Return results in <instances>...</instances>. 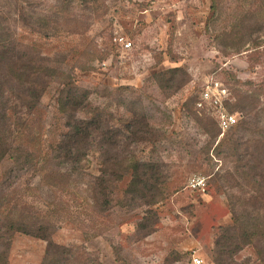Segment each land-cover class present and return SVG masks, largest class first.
<instances>
[{
	"label": "rangeland",
	"instance_id": "1",
	"mask_svg": "<svg viewBox=\"0 0 264 264\" xmlns=\"http://www.w3.org/2000/svg\"><path fill=\"white\" fill-rule=\"evenodd\" d=\"M0 16L17 41L47 57L59 79L71 76L93 103L109 105L116 122L128 119L134 104L152 128L165 133L154 143L131 144L135 158L166 164L163 197L151 205L132 201L124 194L129 172L115 183L110 204L101 211L89 188L103 167L96 152L87 157L82 177L58 187L37 171L65 131L59 85L52 82L30 113L6 92L10 137L36 153L16 191L33 216L55 228L53 241L80 250L86 264H193L194 257L219 264L214 242L231 223L229 199L244 198L249 189L235 171L234 157L221 147L245 118L233 108L240 94L254 98L253 116L264 129V0H0ZM233 31L239 38L228 36ZM116 35L132 46L122 49ZM231 39L236 46L226 43ZM174 67L184 72L177 73L172 87L154 77ZM210 78L229 89L226 109L237 116L223 131L209 111L196 108ZM120 99L124 105H118ZM9 165L3 162L2 169ZM194 175L205 178L204 192L187 186ZM144 224L153 231L147 234ZM44 247L43 239L16 233L9 264H39ZM224 257L221 264H262L251 244Z\"/></svg>",
	"mask_w": 264,
	"mask_h": 264
},
{
	"label": "trees",
	"instance_id": "2",
	"mask_svg": "<svg viewBox=\"0 0 264 264\" xmlns=\"http://www.w3.org/2000/svg\"><path fill=\"white\" fill-rule=\"evenodd\" d=\"M238 33L226 34L238 37ZM233 39L226 43L236 46L238 42H233ZM36 50L17 41L0 16V264H9L12 237L16 233L45 241L39 264H86L81 259L80 250L53 241L51 236L55 228L33 216L16 191L17 181L35 162L36 153L27 143L19 141L21 139L10 137L12 122L4 100L5 93L13 92L30 113L37 108L52 82L59 85L58 111L64 117L65 131L55 144L49 146V152L41 161L44 165L37 171L49 177L48 185L58 187L70 179L82 177L87 168V157L96 152L103 167L100 168L101 173L90 181L89 188L91 199L100 205L101 211L110 204L115 183L129 172L131 178L124 194L130 195L132 201L141 199L145 205H151L163 197L162 185L167 175L162 168L166 164L135 158L131 144L142 141L154 143L165 133L152 128L146 113L134 104L133 109L127 110L128 119L116 122L109 105L93 103L91 93L78 86L71 76L59 79L58 69L48 65L47 57ZM180 71L183 69L169 68L154 74V77L172 87ZM252 98L246 93L240 94L233 108L243 111L245 118L221 142V147H226L234 157L235 171L249 189L244 198L233 196L234 199H229L231 223L221 227V234L214 242L213 251L219 264L223 263L224 256L231 257L250 244L264 264V129L259 128L253 116L256 102ZM119 102L118 105H124L122 99ZM212 121L219 130L216 120L213 118ZM245 131L261 134L248 139L242 136ZM3 162H10V165L2 169ZM48 166L52 168L47 169ZM242 200L244 205H241ZM245 203L251 208L245 207ZM239 205L243 207L238 209ZM141 229H145L147 234L153 231L146 224L141 225Z\"/></svg>",
	"mask_w": 264,
	"mask_h": 264
},
{
	"label": "built area",
	"instance_id": "3",
	"mask_svg": "<svg viewBox=\"0 0 264 264\" xmlns=\"http://www.w3.org/2000/svg\"><path fill=\"white\" fill-rule=\"evenodd\" d=\"M114 41L124 50L132 46L131 41L122 35H116ZM229 96V90L222 81L210 78L201 88L196 102V108L209 111L222 131L237 123L236 114L228 111L225 106ZM187 186L192 190L204 192L206 188L205 178L198 175L191 176ZM192 262L193 264H202V260L198 257L192 258Z\"/></svg>",
	"mask_w": 264,
	"mask_h": 264
}]
</instances>
